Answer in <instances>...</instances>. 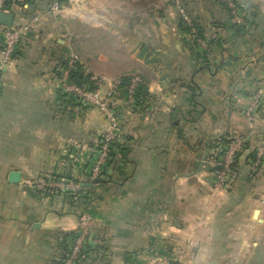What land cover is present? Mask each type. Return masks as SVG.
<instances>
[{
  "label": "crops",
  "instance_id": "obj_1",
  "mask_svg": "<svg viewBox=\"0 0 264 264\" xmlns=\"http://www.w3.org/2000/svg\"><path fill=\"white\" fill-rule=\"evenodd\" d=\"M234 1L243 26L227 0H64L58 13L24 0L7 11L43 22L0 82V264H67L63 235L83 213L98 225L71 264H264V0ZM177 4L218 34L205 56ZM72 55L85 76L143 81L135 107L120 106L124 153L107 183L88 179L104 115L57 87ZM234 137L245 141L234 186L216 189L214 164ZM38 176L77 183L87 200L70 210L37 197L26 182Z\"/></svg>",
  "mask_w": 264,
  "mask_h": 264
},
{
  "label": "built area",
  "instance_id": "obj_2",
  "mask_svg": "<svg viewBox=\"0 0 264 264\" xmlns=\"http://www.w3.org/2000/svg\"><path fill=\"white\" fill-rule=\"evenodd\" d=\"M7 0H0V11L7 12L5 4ZM61 2L54 0L51 3V13H58L61 10ZM227 7L230 11L232 21L236 26H243L246 24V18L241 10V7L234 0H227ZM177 11L183 22L191 28V33L196 39L197 45L201 53H206L209 49V41L217 40L218 34L215 32L208 36L207 39L199 36V29L195 26L192 17L186 9L179 5ZM41 15H34L31 19L23 24H17L15 28L5 27L4 41L0 47V82L2 80V73L8 67L12 66L17 60V55L20 52L24 36L34 32L37 27L42 24ZM78 58L75 55L71 56L68 62L67 69L61 73V80L57 87L64 94L73 96L78 103L95 108L102 115H104L107 122V129L102 135L98 144L95 158L88 169V179L91 182L99 180L104 169L111 161L112 147L115 143L120 141L121 137V121L119 117V110L121 104L126 108H134L137 104L138 93L143 85V81L138 76H127L119 78L109 83L106 79L91 76L90 81L94 82L95 89L91 90L87 86H81L72 81L70 75L74 66L78 63ZM124 94L123 100L120 94ZM262 100V92H259L251 101V107L255 108ZM250 116V115H249ZM245 146V141L241 137L231 138V142L220 150V157L214 164V186L216 189L230 190L234 186L236 159L242 152ZM264 156V149L257 150L258 163ZM71 183V182H70ZM67 180H50L40 179L35 182L39 190L47 192L49 190H60L62 192H71L73 194L81 191V186L77 183L70 184ZM98 225V220L90 214L83 213L80 219V226L77 233L73 254L67 264H71L73 260L77 259L78 255L82 253L86 245L92 229ZM148 264H176L169 259L162 257L152 258Z\"/></svg>",
  "mask_w": 264,
  "mask_h": 264
},
{
  "label": "trees",
  "instance_id": "obj_3",
  "mask_svg": "<svg viewBox=\"0 0 264 264\" xmlns=\"http://www.w3.org/2000/svg\"><path fill=\"white\" fill-rule=\"evenodd\" d=\"M25 1L30 5V7H33L35 4H37L38 1H42V0H25ZM46 1H48L50 3V5H51V3L54 0H46ZM59 1L62 2L64 0H59ZM12 5H13V0H7V2L5 4V9L6 10H10L12 8ZM191 17H192V19L194 21L195 26L199 29V33H200L199 36L207 39L208 38V35H206L204 32L201 31V28L198 25L197 21L194 19L193 16H191ZM182 31L185 34H188L190 36V38H191L194 46L197 47V49L199 50V47H198L197 42H196V39L194 38V36L191 33V28L189 26H187L183 22V20H182ZM217 41H218V39L217 40L209 41L210 48H212V46L214 44H216ZM202 54H204V56H205V54H207V53L204 52ZM64 66L65 67L68 66L67 63H65ZM70 77H71L72 81H74L75 83H77V84H79L81 86H87L91 90H94L96 88L95 85H94V82H91L90 81L91 76H85L83 74L82 66L79 63H77L74 66V68L72 69ZM124 78L126 79V77H124ZM142 87H143V85L141 86V88ZM141 88H140L139 92L141 91ZM138 95H140V93H138ZM223 142L226 143V144H229L231 142V140L227 141V140L224 139ZM223 147H225V146H223ZM118 151H121V154L124 153V149H122V145L120 144V142L115 143L113 145V147H112L111 161L108 164V166L104 169V173H103V175L101 177V178H104V179H101L100 178V180H101L100 182L101 183H107V182L111 181L112 176L109 175V171L110 170H114L116 172L119 171V166H118ZM239 156H240V154L238 155V157L236 159V165L234 166V171L237 169V167L239 165V163H238L239 162ZM45 179L47 181H50V180H53V179L56 180V181L63 180V179L57 178V177H51V178L45 177ZM32 189H33V193L37 197H44L46 199L48 197V199L51 200V202H53V203H58L60 201H62L64 203H68L69 206H70V210H72L71 208H74L75 205L78 204V202H83L82 200H87V199H83V190H81L78 193L73 194L71 192H62V191L56 190V189H53V190H49L47 192H44L42 190H39L37 188V186H33ZM76 237H77V233H71V234L69 233V234H64L63 235V243H64L65 251L68 252L69 248H71L72 246H74V243L73 242L76 239ZM90 248H91V246H90ZM68 255H69V253H68ZM65 256L66 255H64V259H62V262H60L59 264H64V262L68 258V257H65Z\"/></svg>",
  "mask_w": 264,
  "mask_h": 264
},
{
  "label": "water",
  "instance_id": "obj_4",
  "mask_svg": "<svg viewBox=\"0 0 264 264\" xmlns=\"http://www.w3.org/2000/svg\"><path fill=\"white\" fill-rule=\"evenodd\" d=\"M0 25L4 27H12L15 28L17 23L15 21V15L12 12H4L0 11ZM22 181L21 173L19 172H12L10 174L9 182L11 184H18ZM95 183H99V181H95ZM82 217V215L80 216Z\"/></svg>",
  "mask_w": 264,
  "mask_h": 264
},
{
  "label": "rangeland",
  "instance_id": "obj_5",
  "mask_svg": "<svg viewBox=\"0 0 264 264\" xmlns=\"http://www.w3.org/2000/svg\"><path fill=\"white\" fill-rule=\"evenodd\" d=\"M23 1H24V0H13L12 8L15 9V10L20 11V8L23 7V10H24V6H23L24 3H23ZM177 6H178V4H177ZM94 77L102 78V79H106L109 83H111V81H113V80L107 79V78L104 77V76L94 75ZM114 80H115V79H114ZM93 109H95V108H93ZM40 179H45V178L38 176V177H36V178H34V179L28 180V181L26 182V183H27L26 185H29L30 187L37 186V185L34 184V183L37 182V181L39 182ZM68 182H69V181H68ZM69 183H70V182H69ZM70 184H74V182H71ZM47 200H49L48 197H47Z\"/></svg>",
  "mask_w": 264,
  "mask_h": 264
}]
</instances>
